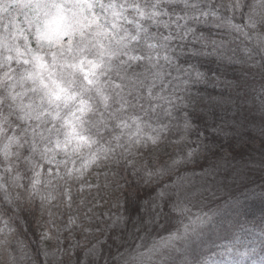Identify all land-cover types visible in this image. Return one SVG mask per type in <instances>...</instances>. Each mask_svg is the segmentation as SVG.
<instances>
[{
    "label": "clouds",
    "instance_id": "1",
    "mask_svg": "<svg viewBox=\"0 0 264 264\" xmlns=\"http://www.w3.org/2000/svg\"><path fill=\"white\" fill-rule=\"evenodd\" d=\"M0 264H264V0H0Z\"/></svg>",
    "mask_w": 264,
    "mask_h": 264
},
{
    "label": "trees",
    "instance_id": "2",
    "mask_svg": "<svg viewBox=\"0 0 264 264\" xmlns=\"http://www.w3.org/2000/svg\"><path fill=\"white\" fill-rule=\"evenodd\" d=\"M257 197V194L255 192H244L242 195H240L236 206L230 207L229 211L233 214L239 216H250L256 207L254 201ZM239 239L232 238V244L237 246H243L245 243H247V240L245 239L244 233L238 234Z\"/></svg>",
    "mask_w": 264,
    "mask_h": 264
},
{
    "label": "snow or ice",
    "instance_id": "3",
    "mask_svg": "<svg viewBox=\"0 0 264 264\" xmlns=\"http://www.w3.org/2000/svg\"><path fill=\"white\" fill-rule=\"evenodd\" d=\"M58 12H59V9H58ZM61 19H62V17L58 15L56 17H53V19L49 22L50 30L52 32L58 31ZM52 26H54V27H52ZM57 87H59V86H57Z\"/></svg>",
    "mask_w": 264,
    "mask_h": 264
}]
</instances>
